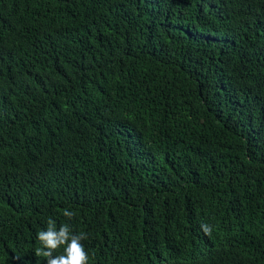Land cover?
Instances as JSON below:
<instances>
[{"label":"trees","instance_id":"1","mask_svg":"<svg viewBox=\"0 0 264 264\" xmlns=\"http://www.w3.org/2000/svg\"><path fill=\"white\" fill-rule=\"evenodd\" d=\"M49 219L88 264H264V0H0V264Z\"/></svg>","mask_w":264,"mask_h":264},{"label":"clouds","instance_id":"2","mask_svg":"<svg viewBox=\"0 0 264 264\" xmlns=\"http://www.w3.org/2000/svg\"><path fill=\"white\" fill-rule=\"evenodd\" d=\"M63 215L71 219L75 214L65 209ZM201 230L206 236H211L212 228L208 224H201ZM41 247L36 255L46 258V264H88L89 253L81 241L88 239L86 233L73 234L68 224H62L57 229L53 219L47 221L45 230L37 234ZM63 246V254L54 255Z\"/></svg>","mask_w":264,"mask_h":264}]
</instances>
